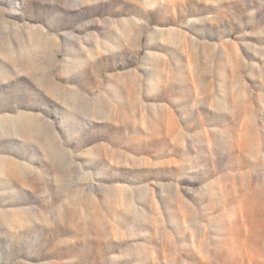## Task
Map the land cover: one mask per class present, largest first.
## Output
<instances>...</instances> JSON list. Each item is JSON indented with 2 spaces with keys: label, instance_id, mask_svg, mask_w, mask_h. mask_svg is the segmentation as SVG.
<instances>
[{
  "label": "rangeland",
  "instance_id": "obj_1",
  "mask_svg": "<svg viewBox=\"0 0 264 264\" xmlns=\"http://www.w3.org/2000/svg\"><path fill=\"white\" fill-rule=\"evenodd\" d=\"M0 264H264V0H0Z\"/></svg>",
  "mask_w": 264,
  "mask_h": 264
}]
</instances>
